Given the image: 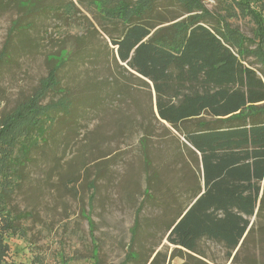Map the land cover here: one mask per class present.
Segmentation results:
<instances>
[{"label":"rangeland","instance_id":"374dc122","mask_svg":"<svg viewBox=\"0 0 264 264\" xmlns=\"http://www.w3.org/2000/svg\"><path fill=\"white\" fill-rule=\"evenodd\" d=\"M12 1L46 7L31 15ZM12 1L0 0V48L13 20L21 17L28 25L11 37V57L0 67V117L32 92L46 75L49 57L59 53L68 57L59 79L72 105L56 114L45 142L20 168L9 208L20 216L25 234L6 237L8 261L95 264L98 258L118 264L135 226L131 250L137 258L126 264H150L158 252L164 264H264V211L253 217V233L229 258L212 240H202L197 254L171 257L168 226L202 188L184 137L154 120L151 88L132 78L124 86L109 37L95 20L98 5ZM201 2L213 12L222 7L220 0ZM158 7L181 12L170 0H159ZM231 23L252 36L249 19ZM60 96L50 92L43 102Z\"/></svg>","mask_w":264,"mask_h":264},{"label":"trees","instance_id":"16d2710c","mask_svg":"<svg viewBox=\"0 0 264 264\" xmlns=\"http://www.w3.org/2000/svg\"><path fill=\"white\" fill-rule=\"evenodd\" d=\"M91 1L101 9L95 20L109 37L124 86L132 78L151 88L154 120L182 135L195 156L202 188L193 198L203 192L168 226L171 257L199 253L202 240L221 244L231 257L264 211V0H220L219 12L201 0H170L181 7L176 14L158 7L159 0ZM12 2L31 15L46 7ZM232 19H249L252 36ZM27 25L21 17L11 22L0 67L11 57V37ZM65 57H49L46 75L0 117V264H14L6 237L25 234L9 208L20 168L45 142L56 114L72 105L59 79ZM50 92L61 96L44 103ZM133 237L118 264L137 258ZM159 254L150 264H164ZM95 264H101L98 258Z\"/></svg>","mask_w":264,"mask_h":264},{"label":"water","instance_id":"95a60500","mask_svg":"<svg viewBox=\"0 0 264 264\" xmlns=\"http://www.w3.org/2000/svg\"><path fill=\"white\" fill-rule=\"evenodd\" d=\"M202 192H203V191H202ZM202 192H201L200 194H202ZM200 194H199V195H200ZM199 195H198V196H199ZM198 196H197V197H198ZM197 197H196V198H197ZM196 198H195V199H196ZM195 199L193 200V202H195ZM193 202H192V203H193ZM192 203H191V204H192ZM189 207H190V205H189ZM189 207H188V208H189ZM186 210H187V209H186ZM186 210L182 213V215L186 212ZM181 217H182V216H181ZM181 217H180V218H181Z\"/></svg>","mask_w":264,"mask_h":264}]
</instances>
